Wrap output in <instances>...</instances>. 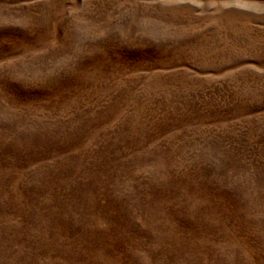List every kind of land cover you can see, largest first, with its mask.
Listing matches in <instances>:
<instances>
[{
  "label": "rangeland",
  "instance_id": "374dc122",
  "mask_svg": "<svg viewBox=\"0 0 264 264\" xmlns=\"http://www.w3.org/2000/svg\"><path fill=\"white\" fill-rule=\"evenodd\" d=\"M0 264H264V0H0Z\"/></svg>",
  "mask_w": 264,
  "mask_h": 264
}]
</instances>
